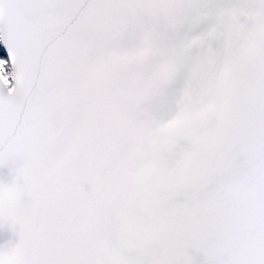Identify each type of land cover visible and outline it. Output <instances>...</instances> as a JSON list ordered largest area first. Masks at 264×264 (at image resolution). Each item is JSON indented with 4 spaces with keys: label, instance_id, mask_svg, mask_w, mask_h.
Returning a JSON list of instances; mask_svg holds the SVG:
<instances>
[{
    "label": "snow or ice",
    "instance_id": "obj_1",
    "mask_svg": "<svg viewBox=\"0 0 264 264\" xmlns=\"http://www.w3.org/2000/svg\"><path fill=\"white\" fill-rule=\"evenodd\" d=\"M0 264H264V0H0Z\"/></svg>",
    "mask_w": 264,
    "mask_h": 264
}]
</instances>
